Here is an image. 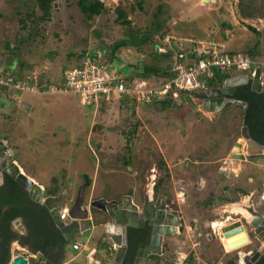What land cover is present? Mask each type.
I'll return each mask as SVG.
<instances>
[{
	"label": "rangeland",
	"instance_id": "1",
	"mask_svg": "<svg viewBox=\"0 0 264 264\" xmlns=\"http://www.w3.org/2000/svg\"><path fill=\"white\" fill-rule=\"evenodd\" d=\"M101 1L109 11L88 21L76 0H52L50 18L41 21L35 0H0L1 69L17 59L9 74L18 71L19 75L41 76V80L57 84L65 68L67 71L80 63L82 51L96 48L102 41L114 45L129 38L126 28L116 22L118 6L127 10L133 6L128 18L140 28L141 35L149 30L155 11L159 12L157 33H166L165 38L175 36V46L186 58L199 52V43L221 44L229 53L245 54L257 40L247 27L252 26L262 33L260 53L255 59L264 60V17L258 16L256 9H264L263 0ZM138 3L143 11L137 8ZM248 4L253 8L252 18L243 15ZM28 12L32 13L29 17ZM225 23L230 27L222 28ZM178 28L184 31L182 35L176 32ZM7 45L10 49L17 47L18 51L11 55ZM158 51L165 52V48ZM148 52V47L142 52L121 48L116 54V66L123 69L124 75L128 64L131 71L134 66L140 69L143 60L149 61ZM162 81L151 77L145 81L146 88L159 86ZM13 90L16 89L0 90V143L11 153L21 172L43 189L44 197H48V190L56 188L57 196L63 195L62 202L66 199L61 205L70 206L77 200L80 188L86 187L82 207L90 211L95 227L80 235L81 241L96 231L95 217L104 220L90 208L92 202L99 200L98 189L107 196L100 198L105 201H109V196L118 201L131 196L135 203H141L146 193L152 197V189L157 185L158 192L168 198L170 213L182 220L177 232L163 239L158 260L148 257L149 261L142 260V264H246L249 252L258 248L257 242H246L229 252L220 240L224 228L239 225L237 213L249 217L240 208L242 204L264 196L263 158L257 156L241 166H231L230 161H237L222 158L229 156L242 138L241 108L231 106L215 118L198 108L195 99L200 98L192 96L197 108L174 100L169 108L162 109L154 102L123 103L116 99L117 92H111L108 104L99 108V102L82 105L73 92ZM201 159L216 162L200 172L201 165L194 161ZM234 208L243 212H233ZM108 241L114 242L110 237ZM13 247L18 250L11 251L10 258L19 254L30 256L26 248L17 244ZM74 263L86 261L80 258Z\"/></svg>",
	"mask_w": 264,
	"mask_h": 264
},
{
	"label": "trees",
	"instance_id": "2",
	"mask_svg": "<svg viewBox=\"0 0 264 264\" xmlns=\"http://www.w3.org/2000/svg\"><path fill=\"white\" fill-rule=\"evenodd\" d=\"M51 1L52 0H35L34 6L40 11L41 15L39 16V20L46 21L50 18L51 13ZM264 1V0H263ZM76 4L82 15L88 20L92 21L93 19L101 16L102 14H105L109 9L104 5L103 1L101 0H76ZM137 8L140 11H143V7L141 3L137 4ZM246 10L243 12V15L247 18H252L255 16L253 13V8L251 4L246 5ZM258 16L264 17V9L257 8ZM129 11H133V6H128V10L126 8H121L120 6L115 8V13L117 15L116 22L119 23L121 26L125 27L127 30V34L129 38H126L124 40H121L114 45H108L106 42L102 41L99 43V46H96V48H92L86 51H82L79 54L80 63L76 64L74 68H79L81 66V61L84 60L87 56L90 57H97V53L99 52L101 54V60L107 65H111L112 68H115L117 70L119 79L123 80L125 83H127V86H130L133 83L139 82V81H147L151 77L160 78L163 80L161 83H163L167 78H170L174 76V60L175 58L181 53L179 49L176 48L175 42L177 41L175 39V36L173 37H167L166 33L161 34L157 33L158 28H156V14L159 12L155 11L153 17L154 21L152 20V24L149 26V30L144 31L141 35L140 28L136 27L132 24V21L128 18ZM255 11V10H254ZM32 13L28 12L27 17H29ZM24 24V23H23ZM230 27L229 24L225 23L223 24L222 28H228ZM249 31H251L254 35H256L257 40L255 41L254 45L248 49L247 52H244L245 56H247L249 59H251L253 62H264L256 60V55L260 53V50L258 49L260 44V37H261V31L257 30L256 28L252 26H247ZM180 30V32H179ZM180 35L184 32L181 31V28H178V31H176ZM200 33H203L199 30ZM154 35H158V38ZM178 35V34H177ZM179 35V36H180ZM168 39V40H167ZM22 43V42H21ZM136 48L139 52H142L144 47L149 48V52L146 55V58L149 60L148 62L142 61L141 64L142 67L140 69L136 68L134 66L133 71H131L128 64V72L126 75L123 73V69L119 70V67L116 65L118 64L117 60V51H119L121 48ZM159 48H165V52H159ZM6 49L10 52L11 55L15 54L14 51H18V48H12L7 45ZM231 54H234L233 52H230ZM175 55V57H174ZM107 58L102 59V58ZM191 57L190 59L194 60L196 58V55H189ZM187 61H189V58H186ZM18 62L17 59L15 62L11 64V66H8V68L1 69L0 67V79H13V82L15 81H30L31 78L28 75H19L15 71L14 73L9 74V70H14L12 68L15 63ZM166 62V65L164 63ZM173 62V63H172ZM115 64V65H114ZM20 68H22L23 63L21 62ZM127 67V66H126ZM253 66L251 65V68ZM73 69V68H69ZM125 69V68H124ZM68 70V68H67ZM64 70L62 80L58 83L61 84H54L50 81L41 80V76H38V83L37 85L42 89H48L50 87H55L58 89L63 88L64 86V76H65ZM122 72V73H121ZM13 73V72H12ZM227 77H229L228 74H220L218 71L215 72L214 78L209 81L211 86H215L218 84H221ZM37 81V80H36ZM44 81V82H43ZM118 82V80H116ZM116 83V82H114ZM10 87H7L5 85L0 84V90H6ZM16 92V90H13ZM57 94V93H52ZM79 97L78 95H76ZM105 95L100 94L99 108L102 106H105L108 104V101L104 99ZM117 96L119 101L129 102L135 100L133 97L128 95H121L117 93ZM14 97V96H13ZM237 100H241L246 104V107L242 109V122L243 126H247L248 131L250 133V137L257 141L260 144L264 145V89L260 93H256L250 90V85L238 87L236 92L233 96ZM80 99V98H79ZM159 101L156 103V101ZM174 99L171 97V94L167 95L164 99H153L151 103L154 102V104H158L160 108L166 109L169 108L173 104ZM81 102V100H80ZM107 102V103H106ZM82 105H85L81 103ZM144 104V103H143ZM89 106V105H86ZM93 106V105H90ZM134 132V131H133ZM159 186H156V191L158 190ZM59 193L58 189H50L47 191V196H57ZM13 195L15 197H13ZM28 194L27 192L19 186L11 177L8 175L5 176V184L0 186V206L1 205H13V206H20V208H14L11 210H8L6 212H2L0 210V215L3 214L5 216L4 221L6 222V230L3 233L5 243L10 242L11 240L15 239L17 236L15 233L11 232L9 230L10 223L9 221L16 217L21 216L23 220L24 228L27 230V234L23 235L21 237V243L22 245H28L30 246L29 249L32 251H41L44 254H47L52 249L59 248L61 250L62 247L65 245L64 239H62L60 232L58 231L57 227L55 226L48 210L41 204H34L30 203V205L24 207V204H29L28 201ZM24 207V208H23ZM20 209V210H18ZM140 232L138 230H134V234H139ZM20 237V236H19ZM144 236L140 237L143 238ZM33 241V245L30 244V242ZM132 246V247H131ZM130 246V249L134 250L136 247V244H132ZM6 251V250H5ZM160 255H154L151 256L153 259L158 260V257ZM8 255L6 254V257L3 258L2 263H7ZM150 257V258H151ZM190 258H192L190 256ZM190 261V260H189ZM252 263L255 264H264V257L259 255H254L252 258ZM227 264H233L232 262H228Z\"/></svg>",
	"mask_w": 264,
	"mask_h": 264
},
{
	"label": "water",
	"instance_id": "3",
	"mask_svg": "<svg viewBox=\"0 0 264 264\" xmlns=\"http://www.w3.org/2000/svg\"><path fill=\"white\" fill-rule=\"evenodd\" d=\"M247 84L250 85V90L253 92L260 93L263 91L264 88L260 82L259 68L255 70V76L253 78H249L244 75H236L230 79H226L219 87H215L213 89H200L197 90L195 94L200 96L202 100L201 106L203 109L220 114L234 104L240 105L244 108L246 107V104L243 101L237 100L233 96L237 87L245 86ZM180 100L192 108H197L188 93L181 95ZM24 107L27 108V106ZM241 131L242 138L237 140L228 158L234 160H245V156L242 152L244 144L247 147V155L264 153V145L254 141L250 137L247 126H243ZM0 148V152H2V150H7L6 147L2 146V143H0ZM9 154L10 157L7 160H1L0 172H4L19 186H21L27 192L31 201L43 205L48 210L55 226L62 234L66 243L72 241L79 235L90 232L92 228L95 227L90 211L82 207L83 191L86 187L80 188L76 202L69 209V221L65 223L59 219L57 212V208L63 200V195L48 196L43 198V189L20 171V167L16 164L13 156L10 152ZM138 205L139 204L132 202L130 196H124L119 201L112 200L110 202H106L99 200L95 204H92L93 207L101 210L103 214L102 219L104 220L100 219L101 222L100 220L97 221V223L99 222L97 226L103 228L105 234L119 246L112 264H122L125 260L128 251L129 229H139L144 227L145 223H147L152 229L150 240L147 243L142 242L138 244L132 264H140L142 260H145L150 255L160 254L162 239L174 234L173 227L178 226L177 216L169 213L165 214L162 211L164 206L163 199L162 201L158 200L155 203L144 199V201L142 200L140 203L141 206L138 207ZM11 208L17 207L9 205L0 206L1 211L9 210ZM233 226H231V230H229V227L224 228L222 232L224 237L242 229L240 224L236 225L237 228H233ZM36 255L37 260H39L42 264H54L43 254L38 252ZM29 257H31V255ZM27 259L28 258H26L24 254H19L13 258L9 257L7 264H26L28 261Z\"/></svg>",
	"mask_w": 264,
	"mask_h": 264
},
{
	"label": "built area",
	"instance_id": "4",
	"mask_svg": "<svg viewBox=\"0 0 264 264\" xmlns=\"http://www.w3.org/2000/svg\"><path fill=\"white\" fill-rule=\"evenodd\" d=\"M199 45L201 48L199 52L194 54L196 55L194 60L189 59L187 62L185 55L179 54L174 60V76L167 78L154 88H146L145 81L127 86V83L119 79L117 70L101 60L99 52L97 57L87 56L84 58L79 68L65 71L64 86L61 89L50 87L42 90L37 85V77L35 78V76L30 81L15 82H13V79L5 80L1 78L0 84L23 92L29 90L33 93L45 94L73 92L79 96L81 103L95 105L99 102L100 94L105 95L104 99L109 101L108 98L111 92L131 96L137 104H149L153 99H164L169 94L172 98H178L179 95L185 93L192 94L200 89H211L209 81L214 78L216 71L220 74H238L253 78L255 70L259 68L260 82L262 83L264 62H253L243 54H231L225 51L224 46L221 44L199 43ZM58 216L60 220H67L69 218L68 208H61L58 211ZM72 248L79 250L80 244L73 243ZM109 249L111 252H116L118 245L111 242Z\"/></svg>",
	"mask_w": 264,
	"mask_h": 264
},
{
	"label": "flooded vegetation",
	"instance_id": "5",
	"mask_svg": "<svg viewBox=\"0 0 264 264\" xmlns=\"http://www.w3.org/2000/svg\"><path fill=\"white\" fill-rule=\"evenodd\" d=\"M228 75H229V77H227L226 79L231 78V76H232V74H228ZM237 89H238V87L235 89L234 93L236 92ZM192 95H195V97L198 96L195 93H193ZM181 103L182 104H186V103H183L182 101H181ZM196 104H197L198 108H202V107H200V104L201 103H196ZM234 105H236V104H234ZM222 113L220 115H222ZM243 148H244L243 155L245 156V160H235V161H237V162L240 161L242 164H244L248 160L250 161V159L255 158L257 156L259 158H263L262 160H264V153H257V154H254V155H247L246 154L247 147H246L245 144L243 145ZM243 148H242V150H243ZM2 160H4V158H2ZM1 162L2 161L0 160V163ZM231 162L232 161H230L229 163H231ZM5 176H7V174H5L4 172H0V186H2L3 184H5ZM154 186H155V183H154ZM161 194H163V193H159L158 190L156 191V187H154L152 189V198L150 199L149 198V195L146 193L145 194V200L147 199L148 201H152V202L155 203L156 201H158V200L159 201H162V199H163L164 200V206H163L162 211L165 214H167V213L171 214L170 213L171 210H170V208L168 206L169 205L168 204L169 201L167 200L168 198H165L164 194L163 195H161ZM244 195H245V193L242 192V196H244ZM13 197H15V196L13 195ZM131 199H132V197H131ZM28 201H29V204H27V203L24 204V207L30 205L31 200L28 199ZM132 202L135 203L134 199L132 200ZM247 202H248V199H247V201H245V203H247ZM32 203L36 204V202H33V201H32ZM95 203L96 202H94V203L92 202V204H95ZM245 203L242 204V206L240 208H242V210L249 217L245 216L243 213H237V217H238V221L240 223V226H242L243 231L246 233L247 237H249L248 238L249 239L248 244H251L253 242L254 243L255 242L258 243V248H255V249L251 250L249 252L247 258H245L246 264H255V263H252V261H251L254 255H259V256H263L264 257V196L261 197L260 195H258L257 197H253L252 199H250L248 203H250L251 205L248 204V203L247 204H245ZM92 204H91V207L90 208H93L94 210H96V208L93 207ZM73 205L71 204L70 206H73ZM9 206H13V205H9ZM16 207L17 208H20V206H16ZM11 209H14V208H11ZM11 209H9V210H11ZM18 210H20V209H18ZM6 211H8V210H5L4 212H6ZM173 212H176V211L173 210ZM173 215L176 216V214H173ZM4 218H5V216L3 214H1L0 215V264H3L2 261H3V258L6 257V254L8 255V257H7L8 258L7 259V263H8V260H9L10 254H11V251L18 250L17 248H14V247L12 248V246H15V244H17V245H19V246H21L23 248H26V250L28 251V253L31 255V257H29L28 254L27 255L24 254L25 257L28 258L27 259L28 260V263L31 262V264H42L41 262H39V260H37V257H36L37 255L36 254L38 252L41 253V254H43L46 258L50 259L54 264L56 263L55 262L56 260L60 259V257H61L60 255H61V252H62L63 247L61 248V250L59 248H56V249H52L47 254H44L41 251H35V250L32 251L31 249H29L30 246H28V245H22V243H21V237L23 235L27 234V230L24 228L23 220H22V217L20 215L12 218L9 221V223H10L9 230L11 232L15 233L17 237L15 239L11 240L8 243H5L3 233L6 234V232H4L6 230V222L4 221ZM177 219H178V222H180L182 220V218L180 216H177ZM68 221H69V219L67 221H65V223L68 222ZM15 225H17V226L15 227ZM233 228H237V226L234 224ZM173 229H174L173 232L175 234L177 232L176 231L177 227H175ZM21 230L24 231V232L22 233ZM134 230H138L140 233L139 234H134ZM151 230H152L151 227L147 223H145L144 227H141L139 229H129L128 230V251H127L125 260L123 261L122 264H132L133 263V259L135 257V253H136L138 244L139 243H142V242L143 243H147L150 240ZM141 236H144V237L141 238V240H140V237ZM61 237L63 239L62 234H61ZM163 239L161 241V246L163 245ZM30 244L33 245L34 244L33 241L30 242ZM65 244H66V242H65ZM132 244H136V247H135L134 250L130 249V246ZM14 252H13V254H14ZM160 254H162V252ZM151 256H154V255H151ZM59 261H61V260H58V262ZM62 261H63V259H62ZM60 264H63V263L60 262Z\"/></svg>",
	"mask_w": 264,
	"mask_h": 264
},
{
	"label": "crops",
	"instance_id": "6",
	"mask_svg": "<svg viewBox=\"0 0 264 264\" xmlns=\"http://www.w3.org/2000/svg\"><path fill=\"white\" fill-rule=\"evenodd\" d=\"M261 84H262V86L264 88V80H262ZM178 101H181V100H178ZM233 106H235L236 109H240L241 108L240 105H233ZM230 107H228L227 109H229ZM240 110H242V109H240ZM206 111H207V113L212 114L215 118L220 116V114L222 113L221 112L220 114H218L216 112H211V111H208V110H206ZM225 111H226V109L223 112H225ZM232 146H231V148H232ZM242 152L244 153V148H243ZM224 157L228 158V156H223L222 158L224 159ZM214 162H216V160L213 161V160L201 159V160L194 161L195 165H201L200 166L201 167L200 168V172H204V170H207L208 169L207 166L211 165ZM236 163H239V164H236ZM241 164L242 163L240 161L234 162V163L233 162L230 163L231 166L232 165L233 166L234 165L241 166ZM203 177L206 179L205 176H203ZM98 190L100 191L99 192L100 195L97 196L98 194H96V199L100 200L101 197L107 198V196H105V193H103L101 188L98 189ZM149 198L151 199L152 197L149 196ZM115 199L116 198L111 197V196L108 197L109 201L115 200ZM101 200H103V199H101ZM132 200H133V198H132ZM136 203L140 204L138 202H136ZM95 214L100 215V217L103 216L102 212L99 209H96V213ZM96 218H99V217H96ZM97 221H98V219H96V231L93 232V234H95V236L93 238H91L93 234L90 235V236H87L86 240L83 242V241H81L79 239V236H80L79 235V236L75 237L71 242H67L64 245L63 249H62V252H61V255H60L61 256L60 259H58V260H61V261L58 262V260H56L55 264H60V262L63 263V264H77V263H74V261L75 260L77 261L80 258H82L83 262L86 261L88 264H112L113 263V258H114L115 254H114L113 251L111 252V250L109 249L111 241H108L109 236H107L105 234L104 229L97 226L98 225ZM73 243H79L80 244V249L79 250H74L72 248V244ZM62 259H63V261H62ZM147 260L149 261V259L146 258L145 260H143V262L147 261ZM143 262H141V264Z\"/></svg>",
	"mask_w": 264,
	"mask_h": 264
},
{
	"label": "bare ground",
	"instance_id": "7",
	"mask_svg": "<svg viewBox=\"0 0 264 264\" xmlns=\"http://www.w3.org/2000/svg\"><path fill=\"white\" fill-rule=\"evenodd\" d=\"M207 0H202V2H206ZM208 2V1H207ZM180 98H181V96L179 95V97L178 98H174V100H180ZM24 106H27L28 107V105L27 104H24ZM250 146H251V144H250ZM2 154H3V158H4V160H7L9 157H10V154H9V152L8 151H3L2 152ZM5 154V155H4ZM1 155V154H0ZM21 171V170H20ZM23 173V172H22ZM29 178V177H28ZM32 180V179H31ZM44 198V197H43ZM237 209H235L234 208V211L233 212H243V211H241V209H238L237 211H236ZM220 222V221H219ZM214 223V222H213ZM240 224V223H239ZM214 225V224H213ZM216 225H218V224H216ZM242 227V226H241ZM231 228V227H230ZM229 228V230H231ZM243 229V228H242ZM238 230V231H236V232H233V233H231L230 235H228V236H225L224 237V235L222 234V236H220V240H221V242L223 243V245H224V247H225V249H226V251H233V250H235V249H237V248H239V247H241V245L242 244H244V243H248L249 242V237H247V235H246V233L243 231V230ZM223 230V229H222Z\"/></svg>",
	"mask_w": 264,
	"mask_h": 264
},
{
	"label": "clouds",
	"instance_id": "8",
	"mask_svg": "<svg viewBox=\"0 0 264 264\" xmlns=\"http://www.w3.org/2000/svg\"><path fill=\"white\" fill-rule=\"evenodd\" d=\"M236 75H238V74H236ZM236 75H232L231 77H233V76H236ZM246 76V75H245ZM248 77V76H247ZM250 78V77H249ZM228 79H230V78H228ZM225 82V80L221 83V84H218V85H215V86H211V89H213V88H215V87H219L220 85H222L223 83ZM193 94V93H192ZM192 94H190V96H192V97H195V95H192ZM195 98H200V96L198 95V96H196ZM194 98V99H195ZM174 99V98H173ZM196 100V102L195 103H202V100H201V98L200 99H195ZM202 107V106H201ZM203 109V108H202ZM205 110V109H204ZM234 160V159H233ZM43 197H44V195H43ZM101 200V199H100ZM99 201V200H98ZM103 201H105V200H103ZM106 202H110V201H106ZM64 207H67L68 208V210L71 208V206H68V205H61L60 204V206L57 208V212L61 209V208H64ZM60 219V218H59ZM69 219V218H68ZM67 219V220H68ZM67 220H61V221H63V222H65V221H67ZM173 228H175V227H173ZM118 248H119V246H118ZM117 251V250H116ZM116 252H114V254H115ZM115 256V255H114ZM114 259V258H113Z\"/></svg>",
	"mask_w": 264,
	"mask_h": 264
}]
</instances>
